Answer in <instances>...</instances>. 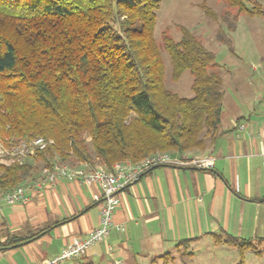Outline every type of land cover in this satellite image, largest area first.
<instances>
[{
  "label": "trees",
  "instance_id": "16d2710c",
  "mask_svg": "<svg viewBox=\"0 0 264 264\" xmlns=\"http://www.w3.org/2000/svg\"><path fill=\"white\" fill-rule=\"evenodd\" d=\"M235 10L221 20L230 31L241 13L264 14L258 0H224ZM160 0H0V145L12 151L42 136L53 140L32 155L5 156L0 190L32 178L53 162H94L112 168L156 152L204 150L225 131L223 78L214 53L185 27L174 40L154 38ZM204 13L218 19L209 8ZM218 27L217 40L231 41ZM192 76V96L165 85ZM239 120V119H238ZM33 236H12L11 246ZM240 253L264 254L249 240L226 236Z\"/></svg>",
  "mask_w": 264,
  "mask_h": 264
},
{
  "label": "crops",
  "instance_id": "0c3cea01",
  "mask_svg": "<svg viewBox=\"0 0 264 264\" xmlns=\"http://www.w3.org/2000/svg\"><path fill=\"white\" fill-rule=\"evenodd\" d=\"M251 116H228L225 123L222 112L225 132L206 149L187 152L212 156V168L157 165L120 188L106 241L63 264H180L179 254L192 258L202 244L238 251L224 241L228 235L263 248L264 116ZM102 200L98 184L61 179L31 193L26 204L3 206L0 244L12 236L34 239L0 245V264L42 261L72 236L85 237L99 224Z\"/></svg>",
  "mask_w": 264,
  "mask_h": 264
},
{
  "label": "rangeland",
  "instance_id": "374dc122",
  "mask_svg": "<svg viewBox=\"0 0 264 264\" xmlns=\"http://www.w3.org/2000/svg\"><path fill=\"white\" fill-rule=\"evenodd\" d=\"M258 1L264 5V0ZM207 8L218 16L216 21L204 13ZM227 11L231 19L235 10L228 7L224 0H160L154 27V38L161 47L162 35L178 40L180 28L185 27L214 53V61L223 78L225 123L228 116L248 113L252 114V119L264 116V14L250 16L241 13L235 21V28L230 31L227 23L221 20ZM218 27L230 39L232 52L226 44L217 40ZM161 56L165 64L166 87L180 96H192L190 73L185 71L177 81H172L171 65L164 49H161ZM6 151L0 145V162L11 161L5 159L9 156ZM211 245L202 244L192 258L179 254L180 264H264V254L256 255L250 250L240 253L233 247Z\"/></svg>",
  "mask_w": 264,
  "mask_h": 264
},
{
  "label": "built area",
  "instance_id": "2783aa9c",
  "mask_svg": "<svg viewBox=\"0 0 264 264\" xmlns=\"http://www.w3.org/2000/svg\"><path fill=\"white\" fill-rule=\"evenodd\" d=\"M243 124L237 128L242 129ZM53 140L38 136L27 143H22L12 151H6L10 157L32 155L35 150H43L52 145ZM262 165L264 166V153ZM157 165L188 166L210 169L213 157L210 155L190 156L188 154H174L171 152H156L145 156L137 162H117L112 168L103 165L91 167L87 163L72 165L68 162H53L38 169L36 174L24 183L15 185L9 190H0V212L3 206L23 205L30 198L31 193L41 192L51 187L58 180H76L81 184L96 183L101 187L103 200L100 206L99 224L85 237L72 236L56 255L42 261L29 264H63L66 261L83 256L91 246L104 242L109 236L113 225V214L119 204L117 192L124 185L137 179L138 175ZM122 229V226L120 227ZM108 249H110L108 247Z\"/></svg>",
  "mask_w": 264,
  "mask_h": 264
},
{
  "label": "water",
  "instance_id": "95a60500",
  "mask_svg": "<svg viewBox=\"0 0 264 264\" xmlns=\"http://www.w3.org/2000/svg\"><path fill=\"white\" fill-rule=\"evenodd\" d=\"M147 171H144V172H142V173H140L139 175H138V177H137V179L139 178V177H141L144 173H146ZM137 179H135V180H137ZM134 180V181H135ZM34 238H32V239H28V240H25V241H22V242H20V243H17V244H13V245H11V246H8V247H16V246H19V245H22V244H26V243H28L29 241H32Z\"/></svg>",
  "mask_w": 264,
  "mask_h": 264
}]
</instances>
